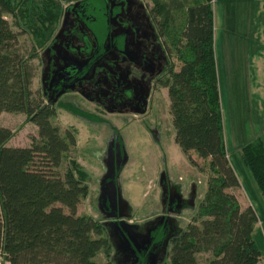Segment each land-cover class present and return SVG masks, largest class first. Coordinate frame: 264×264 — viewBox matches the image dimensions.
Returning a JSON list of instances; mask_svg holds the SVG:
<instances>
[{
  "label": "trees",
  "instance_id": "obj_1",
  "mask_svg": "<svg viewBox=\"0 0 264 264\" xmlns=\"http://www.w3.org/2000/svg\"><path fill=\"white\" fill-rule=\"evenodd\" d=\"M168 11L169 40L180 62L178 69L171 64L164 83L174 140L182 152L205 160L208 175L192 221L171 237L163 264H256L255 209L242 207L227 190L239 180L224 138L212 0H172ZM53 14L52 0H0V113L24 112L37 126L23 146L8 144L14 131L0 125V256L2 264H110L94 259L101 249L108 254L102 221L76 212L89 192V175L69 156L75 133L61 134L51 117L62 107L88 120L106 119L72 102L51 106L31 88L29 60L52 30ZM20 34L30 38L28 49L17 45ZM240 152L264 198V129ZM63 159L67 167L60 172ZM203 251L211 256L199 261Z\"/></svg>",
  "mask_w": 264,
  "mask_h": 264
},
{
  "label": "rangeland",
  "instance_id": "obj_2",
  "mask_svg": "<svg viewBox=\"0 0 264 264\" xmlns=\"http://www.w3.org/2000/svg\"><path fill=\"white\" fill-rule=\"evenodd\" d=\"M212 9L224 138L239 180V185L227 190L236 195L242 207L251 204L255 209L254 238L261 251L256 264H264V198L240 152L243 143L264 129V0H212ZM4 17L11 22V16ZM30 44L27 34L19 35L21 50ZM172 63L174 69L179 68L174 52ZM29 64L31 88L36 91L37 59L31 58ZM156 94L148 118L140 120L123 118L92 104L84 107L107 120L81 118L62 107L51 117L61 134L67 128L75 133L69 156L88 171L89 192L77 204L76 212L90 213L102 221L109 247L108 254L105 249L97 252V261L132 264L139 255L130 250L129 239L143 250L155 233L159 246L146 264H163L171 236L192 221L205 190V160L194 151L188 155L181 151L174 140L166 85ZM0 125L14 131L10 145H30L31 137L37 134L36 124L27 120L24 112L2 111ZM66 167L63 159L58 169L64 172ZM196 256L206 261L211 253L203 251Z\"/></svg>",
  "mask_w": 264,
  "mask_h": 264
},
{
  "label": "flooded vegetation",
  "instance_id": "obj_3",
  "mask_svg": "<svg viewBox=\"0 0 264 264\" xmlns=\"http://www.w3.org/2000/svg\"><path fill=\"white\" fill-rule=\"evenodd\" d=\"M52 1V30L34 55L42 101L148 118L170 75L172 0ZM158 243L155 233L143 250L129 239L130 250L139 255L132 264H146Z\"/></svg>",
  "mask_w": 264,
  "mask_h": 264
},
{
  "label": "crops",
  "instance_id": "obj_4",
  "mask_svg": "<svg viewBox=\"0 0 264 264\" xmlns=\"http://www.w3.org/2000/svg\"><path fill=\"white\" fill-rule=\"evenodd\" d=\"M215 59H216V66H217V57L216 56H215ZM0 264H2L1 256H0Z\"/></svg>",
  "mask_w": 264,
  "mask_h": 264
}]
</instances>
